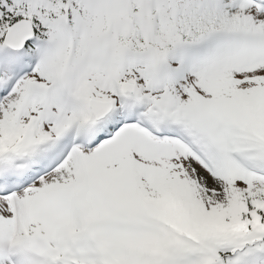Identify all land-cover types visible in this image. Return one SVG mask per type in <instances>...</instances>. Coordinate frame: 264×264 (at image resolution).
Instances as JSON below:
<instances>
[{
    "label": "snow or ice",
    "instance_id": "6c2138e0",
    "mask_svg": "<svg viewBox=\"0 0 264 264\" xmlns=\"http://www.w3.org/2000/svg\"><path fill=\"white\" fill-rule=\"evenodd\" d=\"M0 264H264V0H0Z\"/></svg>",
    "mask_w": 264,
    "mask_h": 264
}]
</instances>
